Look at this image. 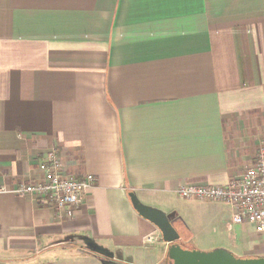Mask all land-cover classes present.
<instances>
[{
    "label": "crops",
    "instance_id": "1",
    "mask_svg": "<svg viewBox=\"0 0 264 264\" xmlns=\"http://www.w3.org/2000/svg\"><path fill=\"white\" fill-rule=\"evenodd\" d=\"M262 145L264 0H0V264H164L128 193L161 210ZM50 151L94 178L70 216L15 193ZM215 204L228 216L212 247L264 256Z\"/></svg>",
    "mask_w": 264,
    "mask_h": 264
},
{
    "label": "built area",
    "instance_id": "2",
    "mask_svg": "<svg viewBox=\"0 0 264 264\" xmlns=\"http://www.w3.org/2000/svg\"><path fill=\"white\" fill-rule=\"evenodd\" d=\"M93 181L91 175L76 179L65 174L59 157L50 151L43 165V176L21 185L15 193L35 196L58 210L65 208L70 216L79 209ZM175 195L185 200L222 203L232 210V224H250L258 234H264V145L250 165L225 185H182Z\"/></svg>",
    "mask_w": 264,
    "mask_h": 264
},
{
    "label": "rangeland",
    "instance_id": "3",
    "mask_svg": "<svg viewBox=\"0 0 264 264\" xmlns=\"http://www.w3.org/2000/svg\"><path fill=\"white\" fill-rule=\"evenodd\" d=\"M251 159L250 155L243 157L239 169L246 168ZM165 200L166 206L162 207L160 211L178 231L179 237L190 240L191 246L198 250L215 249L212 246L216 244L220 236L223 237L221 231L228 216L225 206L199 200L179 199L172 195L167 196ZM257 238L264 239V234H259ZM227 250H231L234 255L239 256V253L230 247Z\"/></svg>",
    "mask_w": 264,
    "mask_h": 264
},
{
    "label": "water",
    "instance_id": "4",
    "mask_svg": "<svg viewBox=\"0 0 264 264\" xmlns=\"http://www.w3.org/2000/svg\"><path fill=\"white\" fill-rule=\"evenodd\" d=\"M128 197L136 213L153 224L159 230L163 241L168 244L163 261L165 264H264V256L237 257L224 248L210 251L184 248L178 231L162 211L140 203L133 192H129Z\"/></svg>",
    "mask_w": 264,
    "mask_h": 264
},
{
    "label": "trees",
    "instance_id": "5",
    "mask_svg": "<svg viewBox=\"0 0 264 264\" xmlns=\"http://www.w3.org/2000/svg\"><path fill=\"white\" fill-rule=\"evenodd\" d=\"M181 245H182V243H181ZM184 248H189V247H186V246H184V245H182ZM165 264V263H164Z\"/></svg>",
    "mask_w": 264,
    "mask_h": 264
}]
</instances>
